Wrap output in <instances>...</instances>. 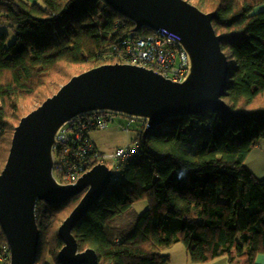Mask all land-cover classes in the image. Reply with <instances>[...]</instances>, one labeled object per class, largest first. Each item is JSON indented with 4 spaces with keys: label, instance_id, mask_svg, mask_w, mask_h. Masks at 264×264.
<instances>
[{
    "label": "trees",
    "instance_id": "obj_1",
    "mask_svg": "<svg viewBox=\"0 0 264 264\" xmlns=\"http://www.w3.org/2000/svg\"><path fill=\"white\" fill-rule=\"evenodd\" d=\"M188 1L217 13L213 25L224 36L231 64L224 100L243 116L208 110L147 134L143 121L135 144L127 145L138 147L139 159L120 163L119 183L73 230L80 251L94 249L100 264H169L164 252L180 243L196 264L224 257L231 264H257L264 254V178L246 166L264 141V0ZM1 21L15 39L8 44V35L0 36V173L24 116L72 77L118 63L114 46L123 38L154 34L135 32L132 21L95 0H0ZM83 195L38 203L36 264H62L58 230ZM143 201L149 207L137 214L134 205ZM6 245L0 227V264L10 262Z\"/></svg>",
    "mask_w": 264,
    "mask_h": 264
},
{
    "label": "water",
    "instance_id": "obj_2",
    "mask_svg": "<svg viewBox=\"0 0 264 264\" xmlns=\"http://www.w3.org/2000/svg\"><path fill=\"white\" fill-rule=\"evenodd\" d=\"M102 1L135 24L177 36L189 58L188 75L173 82L152 69L125 63L104 64L72 77L52 97L24 116L16 126L6 164L0 173V227L7 238L10 264H36L40 244L37 206L56 205L84 192L59 227L64 243L62 264H100L96 251H80L73 230L110 189L114 172L95 165L73 185L57 181L53 170L60 130L73 119L104 112L143 120L148 131L167 121L214 110L226 118L233 112L224 95L231 64L216 32L217 13H205L188 0Z\"/></svg>",
    "mask_w": 264,
    "mask_h": 264
},
{
    "label": "built area",
    "instance_id": "obj_3",
    "mask_svg": "<svg viewBox=\"0 0 264 264\" xmlns=\"http://www.w3.org/2000/svg\"><path fill=\"white\" fill-rule=\"evenodd\" d=\"M114 53L118 63L152 69L173 82H182L188 75L189 58L177 36L167 31L123 38L118 46H114ZM111 115L101 112L83 115L68 122L60 130L53 170L59 183L76 184L94 165L104 163L114 172L112 184H117L120 181V163H133L139 159L137 146L120 147L115 153L101 156L96 152L89 134L107 130ZM121 128L127 133L130 131L129 126L121 125Z\"/></svg>",
    "mask_w": 264,
    "mask_h": 264
},
{
    "label": "rangeland",
    "instance_id": "obj_4",
    "mask_svg": "<svg viewBox=\"0 0 264 264\" xmlns=\"http://www.w3.org/2000/svg\"><path fill=\"white\" fill-rule=\"evenodd\" d=\"M40 1L41 0L38 1V4H40ZM3 34L8 35V44H11L14 41L15 32L12 30L9 23L6 21L0 22V36H2ZM110 118H111V123L107 130L95 131L90 133L91 139L94 141V143L98 148V151L101 154L115 153L119 147L135 144V139L138 135V131L141 129V126L143 125V120H136V119L129 120L127 117L122 115H111ZM121 125H124L126 127L129 126L130 131L128 133L123 131ZM261 144L263 145L262 147L264 148V141H262ZM252 163L253 160L249 162L250 168H248L247 166V168L251 172L252 170H254ZM256 170L258 171L259 169ZM263 178L264 177L259 179H263ZM148 207H149L148 203L146 201H143L134 205L133 209L137 214H142L148 209ZM123 220H128V218L125 217ZM164 253L166 255H169L171 258L169 264H186L187 257L189 260L187 264H196L191 261L189 253L183 243L176 244L172 248L166 250ZM263 261L264 258H260V262L258 263L262 264ZM256 263H257V259H256ZM204 264H231V263H229L228 259L224 257Z\"/></svg>",
    "mask_w": 264,
    "mask_h": 264
},
{
    "label": "crops",
    "instance_id": "obj_5",
    "mask_svg": "<svg viewBox=\"0 0 264 264\" xmlns=\"http://www.w3.org/2000/svg\"><path fill=\"white\" fill-rule=\"evenodd\" d=\"M24 1H27L28 3L30 4H35V3H38L39 0H24ZM263 145L260 144L258 146V148H256L252 153L251 155L249 156L247 162H246V166L249 167V162L251 160H253V167H254V170H252V172L258 177V178H262L264 177V148L262 147ZM256 169H259L258 171ZM260 258H264V255L263 254H260L258 255L257 257V263L260 262ZM186 264L189 262L188 260V257L186 258ZM259 264V263H258ZM264 264V261L263 263Z\"/></svg>",
    "mask_w": 264,
    "mask_h": 264
},
{
    "label": "bare ground",
    "instance_id": "obj_6",
    "mask_svg": "<svg viewBox=\"0 0 264 264\" xmlns=\"http://www.w3.org/2000/svg\"><path fill=\"white\" fill-rule=\"evenodd\" d=\"M102 113H104V112H102ZM110 114H112V113H110ZM113 115H116V114H113ZM96 165H97V164H96ZM94 166H95V165H94ZM94 166H93V167H94ZM93 167H92V168H93ZM92 168H91V169H92ZM91 169H90V170H91ZM90 170H89V171H90ZM70 199H72V198H70ZM70 199H68V200H70ZM91 208H92V207H91ZM6 246H7L8 250H9L8 242H7V245H6ZM9 252H10V250H9Z\"/></svg>",
    "mask_w": 264,
    "mask_h": 264
},
{
    "label": "clouds",
    "instance_id": "obj_7",
    "mask_svg": "<svg viewBox=\"0 0 264 264\" xmlns=\"http://www.w3.org/2000/svg\"><path fill=\"white\" fill-rule=\"evenodd\" d=\"M147 124V123H146Z\"/></svg>",
    "mask_w": 264,
    "mask_h": 264
}]
</instances>
